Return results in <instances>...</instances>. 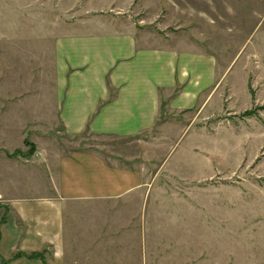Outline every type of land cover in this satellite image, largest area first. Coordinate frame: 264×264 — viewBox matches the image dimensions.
I'll list each match as a JSON object with an SVG mask.
<instances>
[{"label": "rangeland", "instance_id": "obj_1", "mask_svg": "<svg viewBox=\"0 0 264 264\" xmlns=\"http://www.w3.org/2000/svg\"><path fill=\"white\" fill-rule=\"evenodd\" d=\"M124 28L211 55L215 84L195 108L171 114L162 102L143 134L162 174L144 176V196L132 201L143 205L141 227L135 213L128 229L133 246L113 247L146 254V264H264V0H0V179L14 178L8 193L43 189L48 155L68 141L117 143L64 133L58 83L64 40ZM41 252L34 259L46 264Z\"/></svg>", "mask_w": 264, "mask_h": 264}, {"label": "crops", "instance_id": "obj_2", "mask_svg": "<svg viewBox=\"0 0 264 264\" xmlns=\"http://www.w3.org/2000/svg\"><path fill=\"white\" fill-rule=\"evenodd\" d=\"M154 43L134 28L63 41L58 111L64 133L70 139L86 133L117 143L68 141L66 151L48 155L41 190L22 186L20 195L10 194L14 178L4 173L0 264H43L27 257L41 251L46 264H146V254L113 247L133 246L128 229L135 213L141 227L143 205L132 201L144 196V176L162 174V160L156 163L150 153L155 143L143 134L153 127L164 100L176 114L197 107L215 84L211 55Z\"/></svg>", "mask_w": 264, "mask_h": 264}, {"label": "trees", "instance_id": "obj_3", "mask_svg": "<svg viewBox=\"0 0 264 264\" xmlns=\"http://www.w3.org/2000/svg\"><path fill=\"white\" fill-rule=\"evenodd\" d=\"M27 257L29 258H42L43 257V253L40 252V253H30L29 255H27Z\"/></svg>", "mask_w": 264, "mask_h": 264}]
</instances>
